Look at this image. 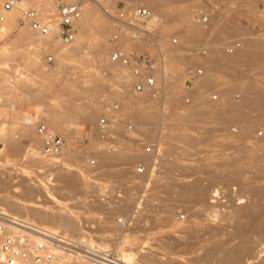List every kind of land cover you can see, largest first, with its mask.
Wrapping results in <instances>:
<instances>
[{"label": "rangeland", "instance_id": "1", "mask_svg": "<svg viewBox=\"0 0 264 264\" xmlns=\"http://www.w3.org/2000/svg\"><path fill=\"white\" fill-rule=\"evenodd\" d=\"M3 1L0 0V72H5L8 79L0 84V197H4L0 200V210L13 213L9 203L19 202L49 216L56 214L64 217L65 221L76 220L74 224L67 225L61 222L62 225L53 221L43 222L45 224L42 226L43 223L38 221V218H32L45 228L61 229L74 235L86 233L90 240L102 243H113L115 239L126 243L131 239L132 251L135 252L133 261L140 264H166V259L154 262L144 256L146 251H152L166 257V250L160 242L173 245L175 241L180 242L173 249L175 252L170 254V257H173L170 259L172 263L180 261L186 264H214V260L204 261L197 258L205 248L218 242L232 247L248 239L256 243V250L264 249V232L257 229V226H261L257 221L250 219L252 214L249 211L247 212L250 215L245 212L252 206H264V122L257 117L258 113H261L260 109L258 112L252 107V104L259 107L254 104L258 103V93L255 92L257 90L252 89L259 86L258 91L264 92V0H161L165 15L155 29L152 30L146 23H140L146 35L142 34L143 36L136 40L121 37L124 39L121 40L124 49L134 56L149 53L152 59H158L161 55H166L162 69L160 67L158 70L160 80L157 86L145 89L152 92L145 100L142 99L145 91L137 92L132 89L123 67L117 64L109 67L105 61L108 60L112 48L107 39V26L109 27L111 22L109 15L98 45L102 50L99 59L96 56V47L90 40L97 33L93 31L80 40L81 53L76 51L72 56L59 60L45 46L28 43L26 36L29 31L19 27L16 21L20 7H42L54 3L55 9V4L60 0H26L25 4H19V7L7 11L1 6ZM119 1L127 6L140 3L138 0ZM102 3L97 0L84 2L82 10L86 11L88 7L98 8L97 16L92 18L91 23L100 21L103 15L100 9ZM175 7L184 9L187 16L177 18L174 14ZM199 8L209 13L208 23L195 21L194 13ZM4 12L11 13L10 21H2ZM194 26L199 27L198 31L193 32ZM236 29L240 31L237 32ZM146 31H151V36ZM147 36L158 41L163 50L161 55L146 41ZM173 37H177V43L172 42ZM54 39L62 42L57 36H54ZM232 39L240 40L241 45L253 44L250 46L258 52L255 56L252 55L253 61L251 59L246 62L237 56L233 58L234 62H225L224 59L236 54L229 53L224 48ZM74 42L76 41L73 40L67 46L73 45ZM198 47H208L212 55L211 61L216 64L207 65L206 62H200L202 55L197 54L195 50ZM46 54L52 55V61L45 60ZM27 55L38 62L36 67H31L24 61ZM188 65L206 66L202 80L197 86L194 83L190 85V89L185 86V69ZM119 81L123 82L118 83ZM124 82L126 84H123ZM250 82L259 85L254 87L251 84V87ZM247 84L250 87H247ZM246 91L252 96L254 92L257 93L256 102L250 103V98L252 101L254 99L247 95ZM210 92L218 95L217 99L210 102L218 105L217 108L209 113L206 103L204 106L201 104L190 108L192 103L200 104L204 99L203 102H206L209 98L207 93ZM188 94H191V101L186 103L185 97ZM245 94L249 96L251 108L250 104H243L242 99L240 101ZM163 95L177 97L170 104L162 99ZM220 98H224L225 103L242 102L247 116L241 117L238 110L220 105ZM114 103L118 104L117 119L120 125L117 126L114 139L102 141L92 126L107 107ZM262 106L264 107V103ZM149 107H152L150 110H157L155 118L143 120L136 114L137 109L149 110ZM263 107L261 110H264ZM44 109L51 110L53 115L65 123L64 128L54 133L61 135L67 145L79 153H76L78 158L67 159V156H47L42 153V138L36 135L34 123L44 117ZM155 110L153 112L156 113ZM29 113L32 116V124H26ZM88 113L90 116L86 115ZM245 117H249L244 119L246 122L255 119L252 125L248 122L249 125L245 126V121H242ZM125 119L133 121V131H125ZM28 120L31 121V117H28ZM232 127H235V130H232ZM95 140L102 144L96 143ZM142 144L152 145L153 151L142 152ZM104 148L112 149L109 152L114 151V160L123 161L117 166H106V169L126 166L131 170L130 181H123L106 173L102 176L97 170L91 171L96 168V157ZM109 152H101L100 155L104 153L102 155L108 156ZM119 152L126 153L123 154L124 158H121L122 154L119 156ZM259 154L261 158L258 157ZM112 156H108L111 161ZM90 159H95V164L92 163L94 165L90 164ZM136 160L148 161L150 169L137 173L134 169ZM13 175L26 179L33 185L32 188L28 189L24 183L17 184ZM155 175L162 176L157 181L160 186L156 191L152 181ZM170 178L174 179V183H185L182 187L184 190L188 187L191 191L201 188L208 190L206 197L211 194L213 188L222 189L225 202L221 204V210L232 208V212L227 214L226 211H220V206H215L212 211L214 215L209 218L201 209L202 204L191 202L183 196L182 188H171L167 192L166 188H160L164 183H168ZM128 184L129 187L125 186ZM145 195L147 197H144ZM211 198L212 196L206 200L213 204ZM159 202L163 204L160 205ZM114 203L119 211H111L110 207L115 205ZM133 205L135 209L144 206L148 209H143L139 215L140 219H135L138 220L135 221L138 230L134 235L127 232L120 234L112 223L118 215H129V209ZM240 205H245L246 209H239ZM193 211L196 212L195 218ZM165 214L166 222H160V218ZM106 215H109L108 223L105 222ZM192 220H197V229L194 228L196 231L191 232L194 233L193 236L183 234L180 227ZM216 223H219L218 226ZM105 224L108 226L103 228ZM96 227L102 229L96 230ZM212 230L214 235H208L207 232ZM97 235L107 238V242L97 240ZM189 240L194 244L192 247L186 244ZM116 251L118 252V248ZM67 258L72 263L77 261L73 257ZM250 259L252 257L244 263L247 264Z\"/></svg>", "mask_w": 264, "mask_h": 264}, {"label": "built area", "instance_id": "2", "mask_svg": "<svg viewBox=\"0 0 264 264\" xmlns=\"http://www.w3.org/2000/svg\"><path fill=\"white\" fill-rule=\"evenodd\" d=\"M20 0H4L1 3L3 10H11L19 7ZM86 0H60L55 4V9L46 12L39 7H20L17 17V25L38 31L42 34L53 33L64 43H71L76 36L75 23L81 18L83 5ZM109 12L111 19L110 30L107 36L112 48L109 51L110 61L117 63L125 69L130 79L134 91H144L147 88L157 86L159 81L158 69L166 59L162 55L157 59H152L151 55H132L124 49L121 37L125 36L129 40L139 39L141 36L140 23H146L155 29L159 23L156 13L149 7L137 3L127 6L119 0H107L103 8ZM55 10V12H54ZM195 21L206 24L210 20V15L202 8L194 13ZM144 30V29H143ZM148 34L151 31H146ZM150 35V34H149ZM151 36V35H150ZM173 43H177V37L172 38ZM241 46V41L232 39L225 44V51L232 53ZM197 54L204 55L208 47H198ZM45 60L52 61V55L46 54ZM204 68L188 65L185 69V86L189 88L195 81L202 78ZM190 89V88H189ZM209 99L218 98L216 93H207ZM186 103L191 101V94L185 97ZM118 104L114 103L100 115L92 128L102 141L114 139L117 133L119 120L117 119ZM134 123L125 119L123 127L125 131H133ZM35 131L42 138L41 151L45 155H57L61 153L66 145L65 139L48 129V126L38 120L34 123ZM235 130V127H232ZM113 148V147H112ZM142 152L151 153L152 145L142 144ZM95 159H90L91 164ZM137 173H144L150 169L148 161L138 160L134 164ZM212 202L220 205L225 202L224 191L216 189L212 194ZM220 208H223L220 206ZM73 257L84 264H140L136 261L124 262L114 248L113 243H102L90 240L89 236L74 235L69 231L61 229H49L45 227H35L0 212V264H54L58 259ZM247 264H264V249L258 250L255 257Z\"/></svg>", "mask_w": 264, "mask_h": 264}, {"label": "bare ground", "instance_id": "3", "mask_svg": "<svg viewBox=\"0 0 264 264\" xmlns=\"http://www.w3.org/2000/svg\"><path fill=\"white\" fill-rule=\"evenodd\" d=\"M96 1V0H95ZM103 2L102 3V5L100 6V9H102V13L101 14H103L102 16H101V19H100V21H98L97 22V20L95 21L96 23H91L92 21H93V19L92 18H94V16L98 13V8L96 9H90L89 7H88V10H86L85 11V9L83 10V12H82V16H81V18L80 19H78L77 21H76V23H75V26H76V36H75V41L76 42H74V44L73 45H71V46H67L68 44H66V43H64L63 41L62 42H60L58 39H54V35H53V33H49V34H42V33H40V32H38V31H35V30H31V29H26L27 31H29L28 32V35L26 36V41L28 42V43H34L35 45H41V46H45L51 53H53L56 57H57V59H59V60H62V59H64V58H68V57H70V56H72L76 51H78V52H80V49L82 48V45H81V43H82V41H80L81 39L83 40V38L85 37V35H87V34H89V33H91V32H93V31H96L97 33L94 35V36H92L91 37V43H92V45H94L95 47H96V56H97V58L99 59L100 57H101V55H102V50L99 48V43H100V39L102 38V32L104 31V29H106V19H108V13H106L105 12V10L103 9L104 7H105V5L107 4V0H97V2ZM161 0H152V1H149V2H146L145 0H138L137 2H140V4H142V5H145V6H147V7H149L151 10H153L155 13H156V15H157V17H158V19H160V22L162 21V18H163V16L165 15V9L164 8H162L161 7V5H162V2H160ZM169 1V0H168ZM167 1V2H168ZM163 2H165V1H163ZM166 2V3H167ZM25 4L26 3V0H20L19 1V4ZM18 4V5H19ZM94 6V5H93ZM92 6V7H93ZM54 7V3H48L47 5H44V6H42L41 8L43 9V10H45V11H51L52 10V8ZM94 8V7H93ZM87 9V8H86ZM97 11V12H96ZM174 11H175V16L177 17V18H179V19H181V18H184V17H186L187 16V14H186V12L184 11V9H182V8H174ZM168 14V12H167V10H166V15ZM99 15V14H98ZM97 16V15H96ZM107 17V18H106ZM100 18V17H99ZM97 19V18H96ZM4 20V22H8V21H10L11 20V13L10 12H4V15H3V17H2V21ZM223 21V20H222ZM227 22V21H226ZM217 23V22H216ZM224 23V22H223ZM229 23V22H228ZM212 24V23H211ZM225 24H227V23H225ZM148 25V24H147ZM213 25H215V24H213ZM232 25V24H231ZM199 26V25H198ZM198 26H194L193 27V32H196V30L199 28ZM217 26H218V24H217ZM220 26H221V24H220ZM223 26H225L224 24H223ZM230 27V26H229ZM107 28H108V30H110V25H109V27L107 26ZM217 28V27H216ZM225 28V27H224ZM209 29V28H208ZM219 29V28H218ZM235 29V28H234ZM234 29H232V30H234ZM201 30V29H200ZM211 30V29H210ZM239 30V29H238ZM237 29H236V31L237 32H239ZM139 31H140V34L142 35H146V33H145V31L142 29V27L141 28H139ZM198 31V30H197ZM207 31V30H206ZM205 31V32H206ZM235 31V30H234ZM204 32V34H206ZM211 32H212V30H211ZM217 32V31H216ZM227 32V31H226ZM233 32V31H232ZM145 33V34H144ZM209 33H210V31H209ZM218 33V32H217ZM148 35V34H147ZM209 36V35H208ZM122 37H124L125 39H126V35L125 36H122ZM147 38H148V36H147ZM51 39H54V40H51ZM146 39V38H145ZM121 40H124L123 38H121ZM127 40V39H126ZM129 40V39H128ZM80 41V42H79ZM146 41H149V45L150 46H153V47H155V49L157 50V52H158V55L160 54H162V52H163V50H162V48H161V46H160V44L158 43V41H156L153 37H150V38H148V40H146ZM123 42H125V41H123ZM253 45V44H243V45H241L239 48H237L236 50H234V53H236V54H234L232 57H230V58H228V59H224L225 60V62H234L233 61V58H235V57H240L241 59H243V60H245L246 62L247 61H249V60H251L252 59V55L253 56H255V54H258V52L256 51V49H253V47H251V46ZM135 46H137V44L135 45ZM134 46V47H135ZM83 52V51H82ZM261 52H262V50H261ZM260 52V53H261ZM81 53V52H80ZM83 54V53H82ZM81 54V55H82ZM263 54V56H264V53H262ZM162 56V55H161ZM204 56V57H203ZM261 56V55H260ZM211 57H212V55L210 54V51H207V53L206 54H204V55H202V61H200V62H202V63H205L206 62V64L207 65H214V64H216V63H213L212 61H211ZM216 58V57H215ZM239 58V60H241ZM102 59V58H101ZM221 59V58H220ZM254 60H255V58H254ZM24 61L26 62V63H28V65L29 66H31V67H36L37 65H38V62H36V60L34 59V58H31V57H29L28 55L27 56H25L24 57ZM105 61H107V65L109 66V67H113L114 65H116L117 63H114V62H112V61H110L109 60V58H108V60H105ZM238 61V60H237ZM252 61H253V59H252ZM249 63H252V62H249ZM0 64H1V62H0ZM118 65V64H117ZM120 66V65H119ZM226 66V65H225ZM228 66V65H227ZM164 68V67H163ZM228 68V67H227ZM160 69V68H159ZM158 69V70H159ZM161 69H162V67H161ZM157 70V71H158ZM228 70H230V69H228ZM159 72V71H158ZM228 72V71H227ZM10 73V72H9ZM206 72H205V68H204V74H205ZM8 74V73H7ZM11 74V73H10ZM9 74V75H10ZM204 74H203V76H204ZM13 75V76H12ZM11 76L12 77H15L14 76V74L12 73L11 74ZM202 76V77H203ZM7 77H10V76H8L7 75ZM8 79V78H7ZM6 79V74H5V72L3 73V72H0V84H3L4 82H5V80H7ZM166 79V78H165ZM202 79V78H201ZM201 79H199V80H201ZM130 80V79H129ZM159 80H160V77H159ZM198 80V81H199ZM7 82V81H6ZM120 82H123V81H119L118 83H120ZM195 82H197V81H195ZM194 82V83H195ZM123 84H126V82H124ZM251 84L252 85H254V87L257 85H259L258 83H252V82H250L249 83V85L251 86ZM248 84H247V87L249 86ZM249 86V87H250ZM252 87V86H251ZM253 87V88H254ZM259 87V86H258ZM258 87H256V89L254 88V89H252V90H257V91H255V92H257L258 93V96H257V100H258V103L255 101V94H257V93H253L254 95L252 96V94H250L251 96H252V99H254L253 101L251 100V98H250V103H253V102H256V103H254V104H257L259 107H256V105L254 106L253 104H252V107H255L256 108V110L258 111L259 109H260V112L261 113H258V118H260V119H262V122H264L263 120H264V110H263V112H262V110H261V108L263 107L262 105H263V103H264V92H263V90L261 89V87H260V89L262 90L261 92H259L258 91ZM245 90V89H244ZM249 90H250V88H249ZM145 91V90H144ZM248 91V90H247ZM246 91V93H251V91H248L247 92ZM65 92V91H64ZM67 92V91H66ZM244 92V91H243ZM253 92V91H252ZM70 93V92H69ZM149 93H150V95H151V93L152 92H149L148 90H146L144 93H143V95H142V99H148V97L150 96L149 95ZM249 93L247 94V95H249ZM242 94H244V93H242ZM174 95V94H173ZM246 94L245 95H242V97L240 98V101H241V99H242V101H243V104H245V105H247V104H250L249 103V96H247ZM175 96V95H174ZM174 96H168V97H166L165 95H163L162 96V99H164V101H168L170 104H171V102H172V100L174 99V100H176V97H174ZM254 97V98H253ZM141 99V98H140ZM208 100H206V102H203V101H205V99L203 100V98H202V100L203 101H200L201 100V98L200 99H198L200 102V104H198V103H192V105L190 106V108L191 107H198V106H200L201 104H202V106H204V104L206 103V107H207V109H208V112L207 113H209V112H211L212 110H214L215 108H217V106H215V105H213V104H211L210 102H212V101H214V100H211V99H209V98H207ZM198 100H197V102H198ZM219 101V104L221 105L222 104V106H224V107H226V108H228V109H236V110H238L239 112H240V116L242 117V116H245L246 115V113L244 112V109L242 108V106L243 105H241V103L242 102H240V104H238L237 102H234V103H231V102H228V103H225V99L224 98H220V100H218ZM173 103V102H172ZM262 106V107H261ZM247 107V106H246ZM142 108V107H141ZM150 108H152V107H149V110H150ZM245 108V107H244ZM249 108V107H248ZM250 108H251V104H250ZM264 108V107H263ZM144 109V108H143ZM143 109H137L136 110V114L138 115V116H140V118H143V120H148V119H153V118H155L156 116V114H158L157 113V110H155V108H154V110L156 111V113L155 112H153L154 110L153 109H151L150 111L147 109V111H145V110H143ZM44 110H46L44 113V117L42 116L41 117V121L43 122V123H45L47 126H48V129L51 131V132H54V131H58V130H60V129H62V128H64L63 126H65L64 124V122L58 117V116H56V115H53L52 114V112H51V110H48V109H44ZM153 110V111H152ZM259 112V111H258ZM93 113H94V111H93ZM182 113V112H181ZM90 113H88V114H86V115H88V116H90L89 115ZM247 114H248V112H247ZM91 115H92V113H91ZM164 115V114H163ZM247 116V115H246ZM249 116V115H248ZM28 117H31L30 115L28 116ZM28 117H27V121H26V124L27 123H29V124H32L31 123V121H29L28 120ZM249 118V117H245V118H243L242 119V121H245L246 122V120ZM244 119H246V120H244ZM250 119H251V117H250ZM257 119V118H256ZM255 119H253L252 118V120L251 121H248L250 124L252 123V121H254ZM261 121V120H260ZM244 122V124H245V126H246V124H248V122H246L245 123ZM249 125V124H248ZM247 125V126H248ZM252 125V124H251ZM261 125V124H260ZM259 126V125H258ZM37 136H38V134H36ZM40 136V135H39ZM33 137H35V136H33ZM99 138V137H98ZM181 138H182V136H181ZM186 138V137H185ZM198 138V137H197ZM38 139V138H37ZM187 139H188V137H187ZM33 140H35L34 138H33ZM181 140H183V139H181ZM36 142V141H35ZM38 142V141H37ZM176 143V142H175ZM20 146V145H19ZM10 147V146H9ZM106 147V146H105ZM240 147V146H239ZM242 147V146H241ZM14 148V147H13ZM259 148H262V147H259ZM113 149V148H112ZM112 149H108V148H104V150H102V151H100V153L101 152H104V153H108L109 151H111ZM238 149V148H237ZM243 149V148H242ZM249 149V148H248ZM118 150V149H117ZM116 150V151H117ZM240 150H241V148H240ZM239 150V151H240ZM244 150V149H243ZM18 151V150H17ZM113 153H114V151H112ZM112 152H109V154L111 153V155H109L108 154V156L110 157V156H112L113 155V153ZM193 152V151H192ZM263 152H264V150H263ZM79 154L77 151H75V150H73L72 148H70L69 147V145H67V143H66V145H65V147H64V149H63V151L61 152V153H59V154H57V155H59V156H67V159H68V157H72V159H75V157H77L78 158V155L77 154ZM100 153H99V155L96 157V165H95V167L96 168H98V167H101V166H104V168L106 169V166H110V165H119V164H121V163H123V161H117V160H114L113 159V157L114 156H112V160L113 161H111L110 159L111 158H109L108 156H106V155H102V154H104V153H102L101 155H100ZM120 153V152H119ZM122 153H120L119 154V156L121 155ZM123 154H126V153H123ZM122 154V156H121V158L124 156ZM47 156H55V155H47ZM115 157H116V155H115ZM258 157L259 158H261L260 157V154L258 155ZM76 158V159H77ZM124 158V157H123ZM232 158V157H231ZM258 158V159H259ZM264 158V157H263ZM233 159V158H232ZM115 161H117V162H115ZM154 164V163H153ZM87 168H85V170H86ZM89 169V168H88ZM91 169V168H90ZM104 169V170H105ZM169 170V169H168ZM130 168L128 169V167H124V166H118L117 168H112V169H106L105 170V172L104 173H106V175H111V176H114V177H117V178H119L120 180H123V181H130V179L132 178V175H130ZM146 175V174H145ZM1 177V176H0ZM161 175H155V176H153V180L152 181H154V186H153V189H154V191H156V188H158L160 185H159V183L157 182L159 179H161ZM169 177V176H168ZM167 177V178H168ZM13 179L16 181V183L17 184H21V183H24V185L28 188V189H31L32 188V186L33 185H30V183L26 180V179H24L23 177H20L19 175H13ZM1 180H0V184H1ZM161 184V183H160ZM184 185H185V183H184ZM184 185H183V183H174V179H172V178H170V180L168 179V183L166 182V184L164 183L160 188L161 189H163V188H166V192L167 191H169L171 188L172 189H174V188H176V187H180V188H182V187H184ZM125 186H130L129 184L128 185H125ZM179 188V189H180ZM187 188V184H186V187H185V189ZM216 188V187H215ZM183 189V188H182ZM181 189V190H182ZM190 189V187H188V189L187 190H184V191H181V192H183V196L186 198V199H188L189 201H191V202H197V203H199V204H202V206H201V209L202 210H204L205 212L204 213H206L208 216H209V218H212V216L214 215V213L212 212L213 210H214V207L215 206H217V207H219V206H221V205H216L215 203H213V204H211L210 202H208V200H206V198H209V197H211L212 196V194L214 193V191L217 189H212L211 190V194L208 196V197H206V195L207 194H205L208 190H206V189H203V188H201V189H198V190H195V191H191V190H189ZM203 189V190H202ZM129 190V189H128ZM159 190V189H158ZM157 190V191H158ZM210 190V189H209ZM208 193V192H207ZM144 195V194H143ZM149 195H150V193H149ZM179 196V195H178ZM144 197H147V195H145ZM3 198L4 197H0V200H3ZM149 196H148V198H147V200H149ZM182 198V197H181ZM160 201V200H159ZM172 201V200H171ZM188 201V202H189ZM211 201H213L212 200V198H211ZM184 202H185V200H184ZM188 202H186V203H188ZM256 204H258L257 202H255ZM255 203H253L254 205H255ZM115 204V203H114ZM159 204L161 205V204H163L162 202H159ZM252 204V205H253ZM9 205H10V210H11V212H13V213H10V212H7V211H2V210H0V212L1 213H5V214H7V215H12V216H14L15 218H17V219H19V220H21V221H24V222H26L27 224H29V225H32V226H35V227H42L45 223H43V221H46L48 218L49 219H51V220H54V221H56V222H61L63 225H67L68 223L69 224H74V221L76 222V220H70V219H66V221H65V219H64V217H61V216H58V215H56L55 213V215H52V216H47L46 214H43L42 212H40V210H36V208H34V207H32V206H30V205H24V204H22V203H19V202H11V203H9ZM113 205V204H112ZM147 205V204H146ZM252 205H250V206H252ZM198 206V205H197ZM245 206V205H244ZM243 206V207H244ZM249 206V207H250ZM258 207V208H255L254 209V207ZM256 206H252V208L250 207L248 210H246L245 212L248 214V212L247 211H249L251 214H252V217H251V215L250 214H248V215H250L249 217H250V219H252L253 221H257V223H258V225H260L261 227H259V226H257L258 228L257 229H260V231H263L264 232V206H258V205H256ZM88 207L89 206H87L86 208L88 209ZM131 207V206H130ZM129 207V208H130ZM225 207H226V205H225ZM228 207V206H227ZM243 207H241V205H240V208L239 209H243ZM111 208V211L113 212H115V211H119L118 209H117V205L115 204V205H113L112 207H110ZM119 208V207H118ZM136 207L133 205L129 210H131L130 211V214L129 215H126V214H121V215H118V216H116L115 217V220L113 221V223H112V225H113V227L115 228V230H119L120 231V234H123V233H125V232H127V233H129V234H131V235H134L135 234V232L138 230L137 228H138V226L135 224V221H138V220H135V219H137V218H139L140 219V213H142L141 211L144 209H148V208H145V206L144 207H138L137 209H135ZM235 208H237V207H235ZM234 208V209H235ZM245 208V207H244ZM0 209H1V207H0ZM197 209H198V207H197ZM196 209V210H197ZM233 209V210H234ZM238 209V208H237ZM246 209V208H245ZM171 210V209H170ZM199 210V209H198ZM198 210L196 211V212H198ZM217 211V210H216ZM215 211V212H216ZM220 211H224V209H222L221 210V208H220ZM226 212H227V214H228V212L229 211H231L232 212V208H230V210H225ZM224 211V212H225ZM236 211V210H235ZM172 212V211H171ZM194 213H192L193 215L196 213L195 211H193ZM203 212V211H202ZM231 212H229V213H231ZM199 213H200V211H199ZM235 213V212H234ZM239 213V212H238ZM240 213H242V212H240ZM226 214V213H225ZM226 214V215H227ZM153 215V214H152ZM199 215H201V214H199ZM23 216H25V217H23ZM228 216V215H227ZM226 216V217H227ZM231 216V215H230ZM233 216V215H232ZM26 217H28V218H26ZM72 217V216H71ZM108 217H109V215H106V220H105V222H107L108 223ZM196 216L194 215V218H195ZM32 218H34V219H37L38 218V221L40 220L42 223V226H40L39 224H38V221L36 222V220H32ZM59 218V219H58ZM157 219V218H156ZM156 219H155V221H156ZM166 214L165 215H162V217L160 218V222L161 221H163V222H166ZM189 222V221H188ZM60 223V224H61ZM137 223V222H136ZM61 224V225H62ZM217 224V223H216ZM215 224V225H216ZM219 224V223H218ZM218 224H217V226H218ZM52 226H53V224H51ZM214 225V226H215ZM240 225V224H239ZM50 226V225H49ZM51 226V227H52ZM55 226H56V224H55ZM58 227L60 226L59 224L57 225ZM106 226H108V224H105V226H103V228H105ZM109 226H110V224H109ZM216 226V227H217ZM220 226L221 225H219V228H220ZM47 227H48V224H47ZM62 227V226H61ZM197 227V220L196 221H194V220H192L191 222H189L188 224H184V225H182L180 228H182V229H180V231H182L183 232V234H189V235H192L193 236V234L194 233H192L191 234V232H193V230H194V228H196ZM215 228V227H214ZM243 228V227H242ZM247 228H248V226H247ZM251 228V227H250ZM94 229H96V230H100V229H102V227L101 228H98V227H96V228H94ZM178 229V230H179ZM197 229V228H196ZM196 229L194 230V231H196ZM211 230V229H210ZM214 230V229H213ZM209 231V232H207V234L208 235H214V231ZM218 229H216V231H217ZM243 231V230H242ZM179 232V231H178ZM182 232H180V234L182 233ZM236 234V233H235ZM79 235H83V234H79ZM216 235V234H215ZM133 237V236H132ZM95 238L97 239V240H101V241H103V242H107V238H102L101 236H99V235H97V236H95ZM209 238V237H208ZM252 240V239H251ZM182 241V240H181ZM132 243H133V241L131 240V239H129L126 243H122V241L120 240V239H115L114 240V242H113V245H114V248L115 249H117L118 248V254H119V256L121 257V259L124 261V262H132L133 261V259L135 258V252L134 251H132ZM182 243H184L183 241H182ZM160 244H162L163 245V247H164V249L166 250V257H164V256H159V255H157V254H155V253H153L152 251H146L145 253H144V256L146 257V258H148V259H150L151 261H163V260H165L166 259V264H186V263H182V262H177V263H172V260L170 259V258H173V257H170V254L171 253H173V252H175V250H173L177 245H179L180 244V242H176L175 241V243H174V245L173 244H169V243H167V242H160ZM186 244H188V246H190V247H192L194 244H193V242H192V240H189ZM238 244V243H237ZM256 243L255 242H252V241H250V240H248V239H244V240H242V241H240V243L238 244V245H236V246H232V247H229V246H224L222 243L221 244H219V242L216 244V245H214V246H211V247H207V248H205L204 249V251H203V253L201 254V256H199L198 258H197V260H204V261H210V260H214V264H246V263H244V261L246 260V259H249L250 257H255L256 256V254H257V252H258V250H256ZM72 259V258H71ZM70 260V259H69ZM73 260V259H72ZM247 261V260H246ZM54 264H84L83 262H81V261H79V260H77L76 262H74V263H72V262H69L68 261V258H66V259H58ZM159 264V263H158ZM188 264V263H187Z\"/></svg>", "mask_w": 264, "mask_h": 264}, {"label": "crops", "instance_id": "4", "mask_svg": "<svg viewBox=\"0 0 264 264\" xmlns=\"http://www.w3.org/2000/svg\"><path fill=\"white\" fill-rule=\"evenodd\" d=\"M167 49H169V48H167ZM205 69H206V66H203ZM202 80V79H201ZM200 81V80H199ZM199 81H197V82H195L194 84L197 86V84H198V82ZM166 96V95H165ZM29 115L31 116V114L29 113ZM25 117V115H23V118ZM22 122H23V119H22ZM20 123V122H19ZM31 123H32V116H31ZM36 132V131H35ZM95 142L96 143H98V144H102V143H100V142H98L97 140H95ZM122 146V145H121ZM125 146H127L128 147V145H124V147ZM123 147V146H122ZM130 147V146H129ZM131 148V147H130ZM74 150V149H73ZM155 151H156V149H155ZM136 161H138V160H136ZM91 164V163H90ZM95 164V163H94ZM94 164H91V165H94ZM95 170H97L98 171V174H100V175H102L103 176V174H104V172H105V170H104V167H98V168H94L93 170H91V171H95ZM88 172V171H87ZM113 177V176H112ZM47 216H49L48 214H46ZM56 222V221H54V220H51V219H47L46 221H43V222ZM91 227H95L94 225H91Z\"/></svg>", "mask_w": 264, "mask_h": 264}]
</instances>
